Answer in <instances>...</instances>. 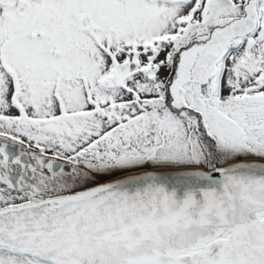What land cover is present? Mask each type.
I'll return each mask as SVG.
<instances>
[{
    "label": "snow or ice",
    "instance_id": "obj_1",
    "mask_svg": "<svg viewBox=\"0 0 264 264\" xmlns=\"http://www.w3.org/2000/svg\"><path fill=\"white\" fill-rule=\"evenodd\" d=\"M0 264H264V0H0Z\"/></svg>",
    "mask_w": 264,
    "mask_h": 264
}]
</instances>
